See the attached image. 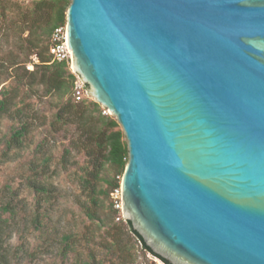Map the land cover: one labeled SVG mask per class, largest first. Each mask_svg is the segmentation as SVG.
Here are the masks:
<instances>
[{
  "label": "water",
  "instance_id": "water-1",
  "mask_svg": "<svg viewBox=\"0 0 264 264\" xmlns=\"http://www.w3.org/2000/svg\"><path fill=\"white\" fill-rule=\"evenodd\" d=\"M66 36L125 221L170 264H264V0H70Z\"/></svg>",
  "mask_w": 264,
  "mask_h": 264
},
{
  "label": "rangeland",
  "instance_id": "rangeland-1",
  "mask_svg": "<svg viewBox=\"0 0 264 264\" xmlns=\"http://www.w3.org/2000/svg\"><path fill=\"white\" fill-rule=\"evenodd\" d=\"M41 1L0 0V99L9 104L0 119V213L10 226L5 236L8 264H165L127 230L110 231L113 223L126 226L112 211V192L122 180L116 167L106 164L95 189L84 187L92 167L82 135L76 124L56 120L67 99L78 103L74 89L80 78L67 63L75 81L72 93L63 97L47 93L41 83L38 55L47 65L55 62L50 30L56 11L49 0L39 8ZM79 102L90 111L96 103L86 95ZM97 110L111 116L100 105ZM22 127L27 131L21 144L9 146ZM117 181L119 187L111 188ZM6 205L10 210L3 213Z\"/></svg>",
  "mask_w": 264,
  "mask_h": 264
},
{
  "label": "trees",
  "instance_id": "trees-1",
  "mask_svg": "<svg viewBox=\"0 0 264 264\" xmlns=\"http://www.w3.org/2000/svg\"><path fill=\"white\" fill-rule=\"evenodd\" d=\"M47 2L56 5L55 19L50 30L52 34L55 28L66 23V11L69 3L68 0H49ZM47 2L46 0L41 1V3H39V8ZM38 57L41 59L40 62L42 65L39 66L43 72L40 79L41 83L46 86L47 93L56 92L60 97L72 93L75 75L68 71L67 62H54L51 65H47L49 61L43 60V57L40 55H38ZM35 72L36 71L27 73L33 76ZM8 105L6 98L0 99V119L8 111ZM91 106L93 107L92 111L89 110V106H87L85 102L76 103L69 98L63 103L57 112L56 120L58 122L66 120L67 123L71 122L77 125V129L82 135V148L84 149L86 156L89 158L92 167L88 172V178L84 181V187L86 186L94 190L96 187L95 182L100 179L101 172L106 164L116 167L119 170V176L121 175L122 178L128 161V151L124 135L116 120L109 115L103 114L102 111L97 110L99 104L91 103ZM93 112H98V115L94 116ZM26 131L27 129L25 127L16 129L8 142L9 146L18 147L21 144L22 137L25 135ZM119 185V181L114 182L111 185V188L119 187ZM93 203L97 205L98 199L93 198ZM9 210L10 205H6L2 208L3 213L8 212ZM112 211L113 213L116 212L114 209ZM88 217L91 219L95 218L94 214L91 213H88ZM113 221L114 218L111 219V223ZM9 228V221L4 219L3 215L0 213V264H8V256L5 248L7 237L5 236L7 235ZM124 229L135 237L146 252L159 258L165 264H170L151 250L130 222H126V226H120L113 223L110 227V231L121 234L124 232ZM69 239V237L64 238L65 241H69Z\"/></svg>",
  "mask_w": 264,
  "mask_h": 264
},
{
  "label": "built area",
  "instance_id": "built-area-1",
  "mask_svg": "<svg viewBox=\"0 0 264 264\" xmlns=\"http://www.w3.org/2000/svg\"><path fill=\"white\" fill-rule=\"evenodd\" d=\"M50 51L55 62L71 63V53L67 47L66 25L54 29L51 36ZM87 89V86L80 80V83L77 84L74 89V95L77 102L81 101L85 95L86 97L89 96L87 93ZM112 197L114 198V208L119 212L120 215L117 218V221L126 222L123 217L121 187L115 189L112 192Z\"/></svg>",
  "mask_w": 264,
  "mask_h": 264
}]
</instances>
